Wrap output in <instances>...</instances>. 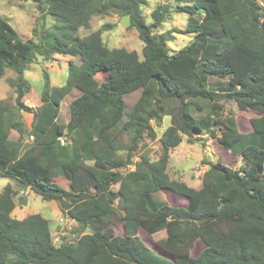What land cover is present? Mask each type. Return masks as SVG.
<instances>
[{"label": "trees", "instance_id": "16d2710c", "mask_svg": "<svg viewBox=\"0 0 264 264\" xmlns=\"http://www.w3.org/2000/svg\"><path fill=\"white\" fill-rule=\"evenodd\" d=\"M20 1L36 4L41 17L28 40L0 17V79L7 70L16 74L9 81L16 106L0 101V178L58 201L77 226L73 240L63 238L57 246L42 215L12 217L16 193L8 184L0 192V264H264V0H175L176 12L188 15L184 34L193 40L174 53L168 46L174 31H154L170 13L166 5L152 12L148 25L144 0ZM111 13L129 18L144 44L142 59L105 44L101 32L113 25L79 36L94 17ZM47 15L54 18L51 27ZM54 55L81 63H68L61 87H52L45 73L34 110L23 101L31 88L25 72L37 57ZM98 74L107 75L105 81ZM211 78L227 82L220 86ZM74 88L82 94L70 103L68 122H60L61 103ZM137 91L128 113L125 97ZM222 102L257 111L260 120L241 132ZM22 111L32 115L29 127ZM165 118L170 124L160 138V158L143 155L130 170L140 143L157 138L153 123L161 127ZM14 131L17 139H11ZM121 133L130 135L124 149L116 145ZM202 134L241 157L244 166L209 162L200 188L171 179V150L184 136L196 143ZM26 138L32 140L25 145ZM56 178L67 180L69 189ZM162 190L185 197L187 206L158 199ZM116 223L124 224V234H116ZM142 229L150 235L166 231L158 249L141 239ZM198 240L205 248L193 257Z\"/></svg>", "mask_w": 264, "mask_h": 264}, {"label": "rangeland", "instance_id": "374dc122", "mask_svg": "<svg viewBox=\"0 0 264 264\" xmlns=\"http://www.w3.org/2000/svg\"><path fill=\"white\" fill-rule=\"evenodd\" d=\"M145 4L142 6L143 15L146 23L151 25L153 23L152 12L158 6L166 5L170 9L164 23L158 29H154L155 33L161 34L168 31L173 32V39L168 46L171 53H174L184 46L188 45L193 40V35L184 34L187 27L188 15L186 13L176 12L179 3L175 0H144ZM264 8V1L260 2ZM200 16V15H199ZM0 17L6 19L13 28L17 31L23 40L32 38V30L36 22L41 17L36 4L33 2H23L20 0H0ZM201 17V16H200ZM54 24V18L50 15L46 16V27H51ZM104 25H113L111 29L101 32L103 41L110 48H124L128 51H136L142 59L143 42L139 39L138 33L135 29L129 26V18L122 17L118 14L111 13L109 15L96 16L91 20L89 28H81L79 36L83 37L91 32L101 30ZM72 61L80 65L81 61L78 57L54 55L46 60L43 57H37L34 63L30 64L28 70L25 72V79L30 83L31 88L28 94L25 95L23 101L26 105L36 110L40 105V95L44 88V74L47 73L50 78V85L52 87L64 86L68 81L69 70L68 63ZM107 75L98 74L97 79L100 82L105 81ZM16 74L12 70H7L5 75L0 79V101L16 106L15 88L9 84L10 80H15ZM212 84L224 86L227 79L211 78ZM212 88H214L212 86ZM215 89H218L215 87ZM82 94L81 89L74 88L62 101L59 121L68 122L70 118V103L75 98ZM139 96V92H134L125 97L127 103V112L129 113L132 106ZM226 111L233 110L239 130L241 132H249L252 130V123L260 120V113L254 110L240 111L234 102H222ZM204 112L198 113V115ZM22 120L27 127L30 126L32 115L22 111ZM127 116L125 117V119ZM170 119L165 118L162 126L157 127L153 123L157 138L155 140L144 139L139 149L135 153L132 168L135 169L136 163L143 155H147L151 160L156 161L160 158L162 152V145L160 138L164 130L169 126ZM220 135V132H219ZM17 132H12L11 139H17ZM199 141L196 143H189L187 137H183V142L176 148L171 150L170 161L168 165V174L171 179L183 181L188 186L200 188L201 178L204 171L207 169L209 162H223L235 169H240L244 166L241 157L233 156L226 152L218 144V142L209 137L207 134L199 135ZM31 138H26V143L31 142ZM130 141L128 133H121L117 139V146L124 149ZM119 155L125 156L126 151H119ZM131 169V170H133ZM55 182L64 189H69L68 181L56 178ZM12 185L15 191L16 208L12 213V217L22 220L31 214H40L50 221L52 236L54 243L59 246L63 238L72 241L75 237L73 233L77 224L69 219L61 210L60 204L56 200L46 201L39 195L32 192L30 189L19 187L18 184L10 178H0V192L6 185ZM113 189L118 190V185H114ZM158 199L165 201L172 207H186L187 199L183 196L177 195L169 190H162L155 195ZM26 199V204L21 205L20 199ZM116 206L122 210V198L116 201ZM116 234H124L126 232L123 223L115 224ZM141 239L151 248L158 249V243L166 237V231H161L155 235L148 234L145 230L139 233ZM205 248L204 243L198 240L191 252L193 257Z\"/></svg>", "mask_w": 264, "mask_h": 264}, {"label": "built area", "instance_id": "2783aa9c", "mask_svg": "<svg viewBox=\"0 0 264 264\" xmlns=\"http://www.w3.org/2000/svg\"><path fill=\"white\" fill-rule=\"evenodd\" d=\"M59 141H61L62 144H65V143L68 142V140H66L64 137H59ZM132 165H133V164L129 165V169H130V170L133 169V168H132Z\"/></svg>", "mask_w": 264, "mask_h": 264}, {"label": "crops", "instance_id": "0c3cea01", "mask_svg": "<svg viewBox=\"0 0 264 264\" xmlns=\"http://www.w3.org/2000/svg\"><path fill=\"white\" fill-rule=\"evenodd\" d=\"M73 221V220H72Z\"/></svg>", "mask_w": 264, "mask_h": 264}]
</instances>
